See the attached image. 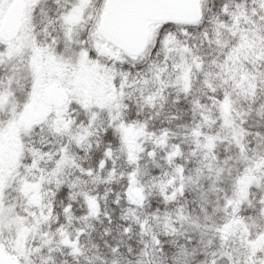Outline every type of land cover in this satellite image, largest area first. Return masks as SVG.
I'll use <instances>...</instances> for the list:
<instances>
[{"label":"snow or ice","instance_id":"obj_1","mask_svg":"<svg viewBox=\"0 0 264 264\" xmlns=\"http://www.w3.org/2000/svg\"><path fill=\"white\" fill-rule=\"evenodd\" d=\"M0 264H264V0H0Z\"/></svg>","mask_w":264,"mask_h":264}]
</instances>
